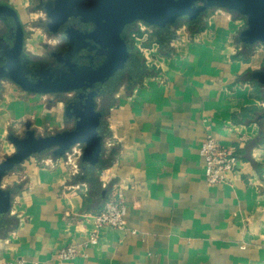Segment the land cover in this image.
I'll use <instances>...</instances> for the list:
<instances>
[{
	"label": "crops",
	"instance_id": "obj_1",
	"mask_svg": "<svg viewBox=\"0 0 264 264\" xmlns=\"http://www.w3.org/2000/svg\"><path fill=\"white\" fill-rule=\"evenodd\" d=\"M41 1L0 0L18 13L25 50L37 56L56 39L41 33ZM244 28L239 17L215 9L201 33L177 29L169 50L149 33L136 35L148 72L114 96L105 142L113 161L99 179L110 196L115 186L121 190L126 230L102 229L98 243L88 245V217L98 208H86L90 186L62 164L67 158L31 157L1 182L3 190L21 185L22 191L10 210L17 227L0 233V264H264V143L254 146L258 121L244 123L264 110V88L245 78L264 70V45L248 53ZM44 101L0 81V164L14 154L11 133L44 136L63 128V105ZM207 135L225 149L249 150L231 185L205 182L200 149ZM69 246L79 256L57 259Z\"/></svg>",
	"mask_w": 264,
	"mask_h": 264
},
{
	"label": "water",
	"instance_id": "obj_2",
	"mask_svg": "<svg viewBox=\"0 0 264 264\" xmlns=\"http://www.w3.org/2000/svg\"><path fill=\"white\" fill-rule=\"evenodd\" d=\"M197 3H202L203 7ZM210 8L247 17L248 26L240 40L250 46L264 45V0H42L40 10L48 20L46 32L58 36L64 42L60 47L68 44L69 50L59 52L52 65L33 64L34 71L30 73V62L24 53V26L13 8L0 5V22L7 27L6 34L0 38V81H9L34 95L77 92L75 100L65 105L66 118L75 120L73 131L46 137L29 131L22 139L14 135L8 137L15 153L0 164V213L4 201L1 198L2 179L31 157L53 150L52 157L61 159L76 145H83L81 170L84 175L91 177L99 167L101 140L98 131L102 122L96 99L112 92L128 68L130 74L133 73L126 42L129 26L143 22L160 29V36H163L168 26L186 18L193 20ZM90 24L94 29L88 32L86 26ZM93 39L105 48L108 59L96 69L87 65L80 67L78 61L83 58V50L90 48L89 53L93 50L87 46ZM255 77L264 86V70Z\"/></svg>",
	"mask_w": 264,
	"mask_h": 264
},
{
	"label": "trees",
	"instance_id": "obj_3",
	"mask_svg": "<svg viewBox=\"0 0 264 264\" xmlns=\"http://www.w3.org/2000/svg\"><path fill=\"white\" fill-rule=\"evenodd\" d=\"M213 11V10H212ZM211 13L209 10H205L203 13H201L198 17H196L193 20H188L185 22V26L189 29L194 34L201 33L204 30V19ZM183 25L182 22H177L173 25H170L166 29V34L163 36H160V29L155 28V34L154 37L157 41V44L160 46L161 50H169L170 48V42L173 41V39L176 38V30L180 28ZM130 34L135 36L137 35L138 37H141L142 34L141 32L130 30ZM130 35V40H129V50L131 52V62L133 65L131 66V70H133V73H129V87L135 86L141 82V80L147 75L148 69L146 68L143 57L141 53L135 48V43H134V38L131 37ZM246 51L249 53L253 46L246 45L244 47ZM257 73H253L251 71L247 72L245 75V78L251 83L254 84L256 88H264V86L259 82V80L255 77ZM114 97L108 98L106 107L103 108V121L101 124V128L99 130V138L101 140V152H100V165L98 168L95 169L91 177H86L84 173H81L77 177L78 182H85L88 183L90 186V196L88 197L89 199H86L85 205H87L86 208H88V205L90 204V207L97 208L96 211H93L94 213H100L104 207H100L99 205H93L94 199H96L99 203H103V200L106 201L110 198V194L102 189V185L100 183V174L103 170L108 169L112 166V161H113V155H106V147H105V142L107 139L111 137V133L108 128V120L107 117L109 115V111L111 107L114 104ZM255 114L254 118H250L249 120L244 121L245 124H249L251 122H257L260 125L261 128V133L260 137L255 141L254 146L258 145L259 143H264V110L262 112H257L253 111ZM257 116V117H256ZM236 123V121H234ZM249 148H252L249 147ZM249 150L241 151L237 150V155L240 159L245 160L246 153ZM43 156H37V158H42ZM20 169V167L13 169L10 173L17 172ZM22 191V186H16L11 189H6L5 191L2 190V195L1 198L4 200L1 204V213H0V233L1 234H8L11 230L16 228L17 224L15 223V220L10 217V210L12 206V202L15 196H17L20 192ZM103 198V199H102Z\"/></svg>",
	"mask_w": 264,
	"mask_h": 264
},
{
	"label": "built area",
	"instance_id": "obj_4",
	"mask_svg": "<svg viewBox=\"0 0 264 264\" xmlns=\"http://www.w3.org/2000/svg\"><path fill=\"white\" fill-rule=\"evenodd\" d=\"M141 32L149 33L148 28L139 25ZM75 150L67 156L68 162H73L74 172H78L77 162L79 151ZM71 155V156H70ZM200 155L204 160L205 182L209 187L231 185L233 176L239 174L242 159L237 155L235 149H225L221 143L211 135H207L201 145ZM74 158V160H72ZM127 215V204L121 190L115 186L114 192L106 202L104 209L88 219L92 221L91 238L88 245L97 244L99 233L102 229L111 228L115 230H126L125 217ZM87 245H84L86 248ZM79 256V248L69 246L60 250L56 257L61 261H71Z\"/></svg>",
	"mask_w": 264,
	"mask_h": 264
},
{
	"label": "flooded vegetation",
	"instance_id": "obj_5",
	"mask_svg": "<svg viewBox=\"0 0 264 264\" xmlns=\"http://www.w3.org/2000/svg\"><path fill=\"white\" fill-rule=\"evenodd\" d=\"M44 1H49V0H44ZM38 5H39V7H41V2H38ZM197 5L199 7H203L202 3H197ZM215 9L216 8H210V9H207V10L212 11V10H215ZM229 13H231V14L239 17L243 21L244 26H245V28H244L243 31H245L247 29V26H248V18L247 17H244V16H241L240 14H238L236 12H229ZM76 21L79 22V20H78L77 17H76ZM187 21H188V19L186 18V19H183L180 22L183 23L182 26H185V22H187ZM0 23H2V22H0ZM47 23H48V20H47V17L45 15V26H44L45 32H46V24ZM140 24H142L146 28H148L149 34H150L149 35V38H153L154 37L155 29H154L153 26L147 25V24H145L143 22H136L133 26H129V28L127 29L126 42H127V45H128V49H129V40H130V35H131L130 34L131 33L130 30L132 29L134 31H138L140 29L139 28V25ZM2 25H3L4 29H1L0 30V38L3 37L6 34L5 29H7L6 24L2 23ZM86 29L88 30V32H91L94 29V26L92 24L87 25L86 26ZM131 37L134 38L135 37V34L131 35ZM55 38L56 39H54L55 41L53 42L55 46H53V47L50 46V48H51L50 50H49V48H47L48 50L46 49V51H45L46 53L44 55H42V56H33V55L29 54L24 49V53L26 54V57H27V62H30V64H29V71H30V73L34 71V69L32 68V65L33 64L48 63L49 65H52L53 63H55V60L57 58V54L59 52H62L64 50L65 51L69 50L68 44L64 45L63 47H60V45L62 43H64L63 40H59V37L58 36H56ZM87 43H85V45L87 44V46L88 47H91L93 50H92L91 53H89V49L90 48L88 50H83V52H82L83 58H81L78 61V65L80 67H82L84 65H87V66H89V67H91L93 69H96V68L100 67L102 64H104V62L107 61V59H108V53H107V51L105 50L104 47L102 48L100 46V44L98 43L97 40H94V39L93 40H89ZM129 53H130V56H131L130 50H129ZM130 60H131V58L129 59V61ZM128 65H127V68H128ZM129 73L130 72H129V68H128V70L125 71L124 74L120 77L119 83L116 85L115 88H113V91L112 92H109V93L107 92V93L99 96L96 99L97 112L100 114V121L101 122L103 121V117H104V113H103L102 110H103L104 107H106V103L108 102L107 99L114 97L121 88L128 87V84H129ZM65 75H66V73H64L63 77ZM76 96H77V92H70V93H65V94H56V95H50L49 96L50 97V101L52 103H54V104L55 103L56 104H62L63 105V109H64V125H63V128L61 130H58L55 133H50L49 135H44L42 137L51 136V135H55V134H58V133H62V132H66V131H73L74 130L75 120L74 119H67L66 118V107H65V105H67L68 102H71V101L75 100ZM107 119H108V117H107ZM28 132L24 133L22 136H17V135L12 134V133L9 136L14 135L17 138L22 139V138H24L26 136V134ZM37 136L38 137H41V135H37ZM98 136H99V131H98ZM84 148H85V146H83V145H76L75 147H73L70 150V152L67 155H65L63 157V158H67V156L69 154H72L75 150L79 151L78 162H77V167H78L77 174H78V176L81 175V173H83L82 170H81V160H82V157H83ZM77 151H76V153H77ZM52 153H53V150L45 153L42 156H50L51 158H53L52 157Z\"/></svg>",
	"mask_w": 264,
	"mask_h": 264
},
{
	"label": "rangeland",
	"instance_id": "obj_6",
	"mask_svg": "<svg viewBox=\"0 0 264 264\" xmlns=\"http://www.w3.org/2000/svg\"><path fill=\"white\" fill-rule=\"evenodd\" d=\"M43 17H44V14H43ZM45 18V17H44ZM40 19H38L37 21H39ZM36 23H38V22H36ZM36 25V24H35ZM34 25V26H35ZM28 28H32V27H28ZM33 28H35V27H33ZM1 29H4V27H3V25H2V23H0V30ZM141 32V31H140ZM41 33L44 35V37H45V39H50V37L49 36H47V33L45 32V30L44 29H41ZM141 34L142 35H145V34H147V32H141ZM34 35H35V33L33 32V31H30V30H27V39L28 40H32L33 39V37H34ZM150 34H148V36H149ZM47 41V40H46ZM50 43V42H49ZM49 46H55L54 44H51V45H49ZM44 48V47H43ZM47 48H49V50L51 49L50 47H47ZM48 50V49H47ZM46 49H41L40 50V54L41 55H39V56H42V55H44L46 52ZM28 52V51H27ZM30 53V52H29ZM33 56H37V55H33ZM37 96V95H36ZM39 97L41 98V100L42 101H44V99H46V100H49L50 99V97L49 96H42V95H39ZM45 100V101H46ZM45 101H44V103H45ZM20 126H18V128H19ZM20 130H18V129H16L15 128V131L16 132H21V128H19ZM56 131H54L53 133H55ZM24 133L23 132H21L20 133V136H22ZM11 152H15V149H12L11 148ZM71 156V155H70ZM43 157H50V156H43ZM51 158V157H50ZM6 159V158H5ZM4 159V160H5ZM72 160H74V158H72ZM64 166H66L70 171H72V172H74V165H73V162H68V161H65L64 163H62ZM60 166H61V164H60ZM40 168H42V166H40ZM18 172V171H17ZM13 202H15V201H13ZM13 202H12V206L11 207H13Z\"/></svg>",
	"mask_w": 264,
	"mask_h": 264
}]
</instances>
